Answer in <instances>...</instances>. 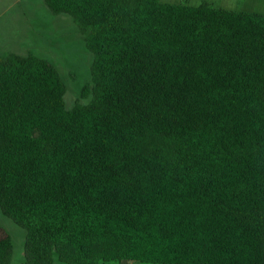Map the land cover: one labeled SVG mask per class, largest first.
<instances>
[{"label":"trees","instance_id":"obj_1","mask_svg":"<svg viewBox=\"0 0 264 264\" xmlns=\"http://www.w3.org/2000/svg\"><path fill=\"white\" fill-rule=\"evenodd\" d=\"M93 55L0 56V211L24 264H264V15L160 0H44ZM0 227V264H13Z\"/></svg>","mask_w":264,"mask_h":264},{"label":"rangeland","instance_id":"obj_2","mask_svg":"<svg viewBox=\"0 0 264 264\" xmlns=\"http://www.w3.org/2000/svg\"><path fill=\"white\" fill-rule=\"evenodd\" d=\"M163 3L199 6L209 2L216 8L264 15V0H160ZM35 55L55 65L67 86L66 103L73 108L83 99L85 87L92 86L93 55L73 19L66 14H53L44 0H0V56ZM0 227L14 241L13 264H24L26 231L0 211ZM104 264H151L107 262Z\"/></svg>","mask_w":264,"mask_h":264}]
</instances>
